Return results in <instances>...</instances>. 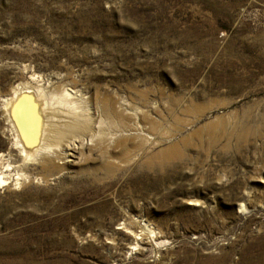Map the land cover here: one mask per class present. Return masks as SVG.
<instances>
[{
    "label": "rangeland",
    "instance_id": "obj_1",
    "mask_svg": "<svg viewBox=\"0 0 264 264\" xmlns=\"http://www.w3.org/2000/svg\"><path fill=\"white\" fill-rule=\"evenodd\" d=\"M64 93L110 147L44 148ZM0 264H264V0H0Z\"/></svg>",
    "mask_w": 264,
    "mask_h": 264
},
{
    "label": "bare ground",
    "instance_id": "obj_2",
    "mask_svg": "<svg viewBox=\"0 0 264 264\" xmlns=\"http://www.w3.org/2000/svg\"><path fill=\"white\" fill-rule=\"evenodd\" d=\"M28 88L29 87H25V86L23 88H20V89L14 88L15 90H13L12 94L10 95L11 98L8 99L9 104L10 103L14 104V106H13L14 108L11 109L10 115L13 116V118H14L13 120H15L14 121L15 125L18 128L17 130L20 133L17 136L19 139L17 140L16 144L17 145L20 144L18 146H19V148L22 149V152H26L27 146L25 143L26 140L24 138L20 139V136L23 137V135H24L27 138V140H30V139L34 138L36 130H37L35 125H34V122H32L30 120L31 118H30L29 114H32V113L27 112L28 110L26 107V105L28 106L27 102L31 99L32 95L30 97L27 95L24 98H23L24 95H20L22 93V90H27ZM21 96L23 99L19 100ZM70 96H71V94L64 93L62 95V98L58 99V103L60 105H63L64 106L63 109L65 110V112L63 111L64 114L59 121H56L57 118H56V120H54L55 117H58V119L60 118L59 116L56 115L57 113L53 114L55 116L53 120H52V118L49 117L50 115H47L45 124L42 127V132H43L42 136L45 137V141H46L44 148H50L51 147L50 145H54V146L57 145V147L60 150V152L58 151L59 152L58 157L63 160L65 158H67L68 156H73V154L76 153L77 148L75 146V143L77 141L78 142L79 141L80 142L85 141V139H87V138L90 142L96 139L98 144H100L104 147L105 146L110 147L111 144L114 142V138H116L115 135L117 134V132L120 131L119 127L116 126V123L114 124V118H117L116 117L117 112H115L112 109V107H109L108 104H105L108 106L103 108V114H104L103 116H104V118L110 120V123H109L110 125H111V123H113V124L108 127L109 129L107 128L108 132L102 131L100 126H98V125L96 127L97 130L95 131L93 129L94 127H92V125H91V121L89 120V118L86 119L85 118L86 116H83L82 112L77 111V109H76L77 106H74L75 103H74V101L70 100L71 99ZM16 102L18 104H15ZM55 106H56V104H55ZM78 106H80V105L78 104ZM59 108H60V106H59ZM56 110H58V109H56ZM55 112H57V111H55ZM48 113L49 112H47V114ZM148 123H150V122H148ZM150 124H149V128H147L145 126V128H141V129H138V128L137 129L131 128L130 130L127 129L128 131L134 130L135 132L139 133V137H140V140L142 142L143 148L145 146H148V144H150L152 142V137L148 136V134H151L153 136L155 135L153 132L159 134L158 133L159 130H157L156 126L155 125L150 126ZM134 135H135V133H134ZM139 137L137 139H139ZM75 138H78V139H75ZM165 138L167 139L165 134H162V135H160L159 140H157V142L162 143L163 140H166ZM57 147H56V149H57ZM137 148H138V146H137ZM110 157H112V155L107 156V158H109L111 160ZM178 158H179V153H178V150L176 149V147L175 146H169V147L147 157L146 161L144 162V165L147 168H152L153 166H155L156 164L159 163L158 165L163 167V165H165L166 162L169 163L170 160H173V159L176 160ZM55 159H56V157H55ZM113 164H114V162L108 161V163L106 164V168L109 169V168L113 167ZM161 169H163V168H161Z\"/></svg>",
    "mask_w": 264,
    "mask_h": 264
}]
</instances>
